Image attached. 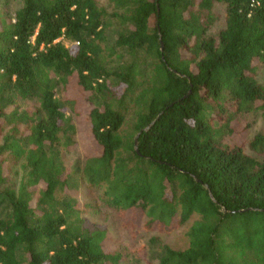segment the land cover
Masks as SVG:
<instances>
[{
    "label": "trees",
    "instance_id": "1",
    "mask_svg": "<svg viewBox=\"0 0 264 264\" xmlns=\"http://www.w3.org/2000/svg\"><path fill=\"white\" fill-rule=\"evenodd\" d=\"M7 5L0 264H125L105 230L84 227L101 206L133 235L195 218L186 248L154 240L145 264H264V128L249 137L257 115L264 125V0ZM69 90L89 104L82 204L62 161L77 146L57 99Z\"/></svg>",
    "mask_w": 264,
    "mask_h": 264
},
{
    "label": "rangeland",
    "instance_id": "2",
    "mask_svg": "<svg viewBox=\"0 0 264 264\" xmlns=\"http://www.w3.org/2000/svg\"><path fill=\"white\" fill-rule=\"evenodd\" d=\"M4 1H7V8L11 10V13L20 2V0H0V6L3 5ZM63 43L66 47L71 45L68 42ZM257 77L264 85V64H261L257 68ZM57 99L65 113L71 117L72 122L75 124L77 146L70 151L69 154H63L62 161L64 165L68 167L69 173H76V176H73L74 178L69 184L76 191L77 201L82 204L88 192L86 191V182L82 174H80V172L78 173V170L82 171L85 160L89 155V146L91 144L86 120V112L89 108V104L85 101L83 95H76V93L70 90L68 93L63 94L59 92ZM262 128H264V125L261 118L257 115L255 117L253 130L249 132V137L252 136L255 131ZM81 218L86 229L91 230L93 228H99L108 233V237H110L115 247L123 254L125 264H145L148 261H155L157 244L158 246L160 244L166 245L172 249L186 248L188 245L186 232L195 219H191L188 225L177 228L171 232L139 231L133 235L131 230L124 226L125 222L123 217L109 208L101 206L94 210L88 209L87 213H84ZM154 240L157 244L153 243Z\"/></svg>",
    "mask_w": 264,
    "mask_h": 264
},
{
    "label": "water",
    "instance_id": "3",
    "mask_svg": "<svg viewBox=\"0 0 264 264\" xmlns=\"http://www.w3.org/2000/svg\"><path fill=\"white\" fill-rule=\"evenodd\" d=\"M154 122H152L151 124H149V126H147L143 131H147L152 125H153ZM140 134V133H139ZM138 134V135H139ZM138 135L136 136L135 138V150L137 149V137Z\"/></svg>",
    "mask_w": 264,
    "mask_h": 264
}]
</instances>
